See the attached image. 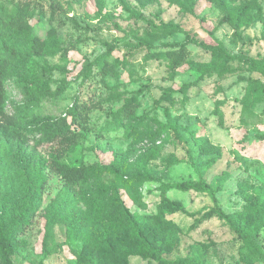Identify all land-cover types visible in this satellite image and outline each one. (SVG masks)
<instances>
[{
  "label": "rangeland",
  "instance_id": "obj_1",
  "mask_svg": "<svg viewBox=\"0 0 264 264\" xmlns=\"http://www.w3.org/2000/svg\"><path fill=\"white\" fill-rule=\"evenodd\" d=\"M59 2L0 0V264H263L264 0Z\"/></svg>",
  "mask_w": 264,
  "mask_h": 264
},
{
  "label": "trees",
  "instance_id": "obj_2",
  "mask_svg": "<svg viewBox=\"0 0 264 264\" xmlns=\"http://www.w3.org/2000/svg\"><path fill=\"white\" fill-rule=\"evenodd\" d=\"M50 6H52L55 9H60L61 4L59 0H49ZM12 54V50L7 47V45L4 43V40L1 36L0 32V117L3 114V107L5 103V88H4V78H5V67H6V55ZM87 71H90V68H87ZM249 71L251 73L259 74L264 76V63L259 61L250 62L249 64ZM43 75L30 70L29 71V80L22 82L21 87L23 94L25 96L26 103L29 105H32L33 107H37L41 99L47 95H52L53 92L50 91L49 85L47 82L43 79ZM250 84L252 87L259 84L260 80L258 78H250L249 79ZM71 113L70 115H72ZM74 116V114H73ZM72 116V117H73ZM75 117V116H74ZM73 119H76L74 118ZM82 117V116H80ZM43 131L47 132L50 130L52 123L49 122H43ZM99 171L103 172L102 168H99ZM100 172V173H102ZM68 185H75L77 182L74 180L72 176H68ZM70 190V187H67L65 190V193H68ZM217 214L224 218L227 223L231 226L232 220L229 216H226L223 214L219 209H217ZM33 219V210H27L24 215L21 216V218L16 221L8 230L0 229V252L4 251V241H8V243H13L17 240V237L21 234L25 233V228L28 226L29 222H31ZM55 221L52 220L50 224H54ZM242 232V238L244 239L246 245L248 248L258 256V258L261 260V262L264 264V251L254 242V240L247 235L245 232ZM159 260V258H157ZM6 261V260H5Z\"/></svg>",
  "mask_w": 264,
  "mask_h": 264
}]
</instances>
